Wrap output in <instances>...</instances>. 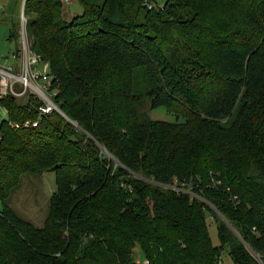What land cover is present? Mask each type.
Listing matches in <instances>:
<instances>
[{
	"label": "trees",
	"instance_id": "1",
	"mask_svg": "<svg viewBox=\"0 0 264 264\" xmlns=\"http://www.w3.org/2000/svg\"><path fill=\"white\" fill-rule=\"evenodd\" d=\"M78 1L67 20L63 0H24L66 117L23 126L36 101L0 99V264H138L136 247L151 264H220L226 245L264 264V0ZM137 68L174 121L140 113ZM47 169L35 226L5 199Z\"/></svg>",
	"mask_w": 264,
	"mask_h": 264
},
{
	"label": "rangeland",
	"instance_id": "2",
	"mask_svg": "<svg viewBox=\"0 0 264 264\" xmlns=\"http://www.w3.org/2000/svg\"><path fill=\"white\" fill-rule=\"evenodd\" d=\"M154 7H162L166 0H148ZM199 3L210 2V0H196ZM21 0H0V57L8 56L11 58L12 52L17 47V29L19 25V10ZM83 10L78 0H63L62 16L69 20L72 16L79 14ZM184 10H191L184 8ZM212 11L210 3L204 9V12ZM27 16V14H26ZM264 18V16H263ZM263 18H261L263 20ZM13 29L14 36L9 37L10 29ZM9 61V60H8ZM135 90L140 94V104L138 110L149 118L164 119L174 121V114L168 112L165 106L151 107V99L147 95V90L151 82L147 72L142 68H137L134 78ZM18 102H24L23 99H17ZM4 108L0 105V117L4 115ZM55 189L54 172L50 169L42 172H25L20 176L19 183L14 186L5 202L14 209V211L33 225L42 224L43 218L48 208V201L51 193ZM1 206V202H0ZM209 234L214 245H219L218 228L211 215L208 217ZM134 258L138 262L144 261L145 257L138 247L135 248ZM220 264H234L229 247L226 245L220 252Z\"/></svg>",
	"mask_w": 264,
	"mask_h": 264
},
{
	"label": "built area",
	"instance_id": "3",
	"mask_svg": "<svg viewBox=\"0 0 264 264\" xmlns=\"http://www.w3.org/2000/svg\"><path fill=\"white\" fill-rule=\"evenodd\" d=\"M148 6L153 5L147 0ZM19 25L17 29V47L12 52L11 58L3 55V61L0 57V99L5 97H14L36 101L37 117L34 119H25L23 126L37 125L39 118L51 111H56L64 115L55 100L57 94V82L54 75L50 72L48 60L41 57L31 48V40L27 31V16L24 11V0H21L19 10ZM9 60V61H8ZM4 108V117L6 116V107ZM12 125L18 126L16 122ZM138 264H151L150 260L145 258Z\"/></svg>",
	"mask_w": 264,
	"mask_h": 264
}]
</instances>
